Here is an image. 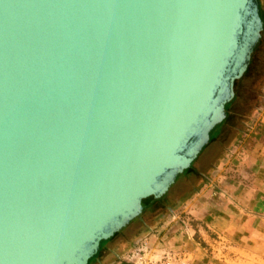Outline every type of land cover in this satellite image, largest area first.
Segmentation results:
<instances>
[{
  "label": "water",
  "instance_id": "obj_1",
  "mask_svg": "<svg viewBox=\"0 0 264 264\" xmlns=\"http://www.w3.org/2000/svg\"><path fill=\"white\" fill-rule=\"evenodd\" d=\"M257 0H0V264H87L226 118Z\"/></svg>",
  "mask_w": 264,
  "mask_h": 264
},
{
  "label": "crops",
  "instance_id": "obj_2",
  "mask_svg": "<svg viewBox=\"0 0 264 264\" xmlns=\"http://www.w3.org/2000/svg\"><path fill=\"white\" fill-rule=\"evenodd\" d=\"M257 1L264 13V0ZM255 115L214 165L187 173L198 187L179 195V206L165 199L145 206L140 239L155 251H178L181 264H264V106ZM165 204L174 206L157 209ZM109 241L89 264L114 254Z\"/></svg>",
  "mask_w": 264,
  "mask_h": 264
},
{
  "label": "rangeland",
  "instance_id": "obj_3",
  "mask_svg": "<svg viewBox=\"0 0 264 264\" xmlns=\"http://www.w3.org/2000/svg\"><path fill=\"white\" fill-rule=\"evenodd\" d=\"M263 106L264 50H262V53L259 52L258 57H256V59L252 63L250 73L246 75L242 83L239 85L237 97L231 103L229 108L230 113L228 120L218 128V130L216 131L218 132V134H216V137L198 155L192 165L191 170L188 172L199 169L206 170L210 165H214L215 160H217V158L229 148V145L233 143V138L236 135V132H243L245 129H247L251 120L255 118V114L262 111ZM196 181L197 180H187V174L179 175L178 179L175 180V183L164 195V199L166 201H178L176 203V206H179L181 204L179 202V199H182L179 197V195L185 193L188 190L197 189L199 181ZM164 199H162L161 201L163 202ZM169 206L173 208L174 205L165 204L159 206L157 209L160 210L163 208L166 211L165 207ZM145 214L146 213H144L143 210L139 217L130 222L129 225H127L123 230L115 234L111 238L112 240H108L110 243L116 242L117 245L112 244L113 249L111 250L114 252V254H111L110 257H107L106 261L101 262V264H111L113 261L118 260L121 261V264H154L155 261H157V264H166L164 263L163 257L165 256V253L170 250L169 248H164L163 251H149L140 260H127V253L134 247H136L137 242L140 240L139 237L143 236L141 233L144 232L142 231L144 227H142L141 225V220L143 219ZM123 237L125 242L118 244L117 242L123 239ZM126 238H128L127 241ZM148 248L149 250H155L150 244H148ZM122 257L126 258V262L122 261ZM170 263L171 261H169V264ZM249 263L260 264L257 260H250Z\"/></svg>",
  "mask_w": 264,
  "mask_h": 264
},
{
  "label": "trees",
  "instance_id": "obj_4",
  "mask_svg": "<svg viewBox=\"0 0 264 264\" xmlns=\"http://www.w3.org/2000/svg\"><path fill=\"white\" fill-rule=\"evenodd\" d=\"M259 17H260L261 21L263 22V30H262V33H261V38H260V40L258 41V43L256 44V46H255V48H254V50H253V54H252V57H251L250 63H249V65H248V68H247L245 74H244L243 77H242L239 81H237V82L235 83V85H234V98H233V100H232L230 103H228V104L225 105L226 118H225V120H224L220 125L216 126V127L210 132V134H209V141H208V144H209L210 142H212L213 139L215 138V135H216L215 133H216V131L218 130V128H219L220 126H222V125L228 120V118H229V113H230V109H229V108H230L231 103H232V102L234 101V99H236V97H237L238 89H239V85L242 83V81L244 80V78L246 77V75H248V74L250 73L251 68H252V63L254 62V60L256 59V57H258L259 52L262 53V50H264V45H263V44H264V13L262 12V10H261L260 7H259ZM261 49H262V50H261ZM240 132H242V131H240ZM208 144H207V145H208ZM205 147H206V146H205ZM205 147H204V148H205ZM204 148L201 150V152L204 150ZM201 152H200V153H201ZM193 163H194V161H193ZM193 163L190 165L189 169H187V170H185V171L183 172V174H187L188 171L191 170ZM178 177H179V176H178ZM178 177L176 178V180L178 179ZM162 199H164V196L161 197L160 199H157V200H158V201H161ZM154 201H156V200H154ZM143 210H145V206H144V209H143ZM104 242H105V241H103V242L100 243L98 253H99V251H100V249H101V247H102V244H103ZM98 253H97V254H98ZM97 254H96V255H97ZM96 255H95L94 257H92V258L88 261L87 264H89V263H90V262L96 257Z\"/></svg>",
  "mask_w": 264,
  "mask_h": 264
},
{
  "label": "built area",
  "instance_id": "obj_5",
  "mask_svg": "<svg viewBox=\"0 0 264 264\" xmlns=\"http://www.w3.org/2000/svg\"><path fill=\"white\" fill-rule=\"evenodd\" d=\"M181 224L183 227H185L184 222H181ZM149 251H155V250H149L147 240L146 239H140L137 242L136 247H134L132 250H130L127 253V260L128 259L140 260ZM163 259H164V263H166V264H169V261H171L170 264H181L183 257L181 255V253L172 252L171 250H169L167 253H165V256L163 257ZM122 261L126 262V258L122 257ZM134 264H136V263H134ZM154 264H157V261H155Z\"/></svg>",
  "mask_w": 264,
  "mask_h": 264
}]
</instances>
